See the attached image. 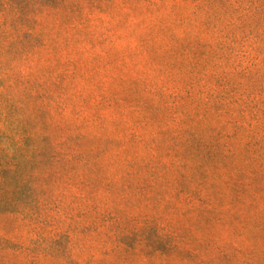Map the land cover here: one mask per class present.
I'll use <instances>...</instances> for the list:
<instances>
[{"label":"trees","instance_id":"16d2710c","mask_svg":"<svg viewBox=\"0 0 264 264\" xmlns=\"http://www.w3.org/2000/svg\"><path fill=\"white\" fill-rule=\"evenodd\" d=\"M109 11L138 24L147 21L152 32L166 38L164 46L150 43L160 61L158 71L167 74L165 79L124 78L140 92L136 105H131L136 115L131 136L137 143H149L147 156L153 160L128 159L118 177L96 157L97 150L75 149L80 141L116 139L80 130L53 142L50 133H37L27 124L14 131V114L24 107L13 92L19 91L25 100L43 96L46 101L39 113H50L47 99L61 86L48 85L49 78L40 76L48 71L40 60L68 46L77 33H90L91 24L105 21ZM66 29L70 32L59 37ZM31 62L37 63L36 68L31 69ZM76 71L60 69L57 76L76 87ZM150 85L157 101L147 92ZM167 97H172L171 105L161 104L159 99L164 102ZM117 103L109 102L110 106ZM165 109L172 122L158 125L156 135L145 140L135 125L154 124L155 113ZM0 119L11 127V132L0 127V213L13 212L51 225L54 236L67 238V250L75 254L71 229L60 227L58 218L52 216L49 222L45 218L51 206L60 211L61 199L69 195L94 211L106 226L100 244L91 245L94 251L85 258L86 264H163L174 255H184L189 264L228 262L238 247L230 243L229 251L226 242L202 237L191 243L188 225L163 217L168 204L162 199L161 214L128 213L119 221L120 215L113 213L118 206L113 198L132 203L164 190L161 185L169 164L175 166L170 184L176 182L191 209L206 216L220 211L223 202L216 195L219 187L206 184L214 167L234 164L228 186L239 199L241 194L255 195L256 190L264 193V0H0ZM66 142L74 147L61 149ZM238 147L255 159V164L250 161L251 171L230 160H235ZM170 155L175 159L168 162L164 158ZM100 188L108 194H100ZM94 228L91 223L87 230ZM10 243L0 234V247ZM59 247L57 256L63 255Z\"/></svg>","mask_w":264,"mask_h":264},{"label":"rangeland","instance_id":"374dc122","mask_svg":"<svg viewBox=\"0 0 264 264\" xmlns=\"http://www.w3.org/2000/svg\"><path fill=\"white\" fill-rule=\"evenodd\" d=\"M104 16L105 21L91 24L90 33H77L68 46L49 52L48 59L44 57L40 60L41 65L48 70L40 73V76L49 78L48 85L57 82L61 86L53 90L52 97L47 99L51 106L50 113H39V106L46 101L43 96L25 100L19 91L13 92L25 110L14 114L16 119L14 131L27 124L28 128L37 133H50L53 142L55 139L59 141L66 137L69 132L80 130L105 139H116L114 142L80 141L75 149L81 153L97 150L96 157L107 165L112 171V176L118 177L128 159L136 160L137 163L153 160L147 156L150 151L149 143L144 140L137 143L131 136V129L135 128L133 118L136 116L135 111L131 110V105H136L137 93L140 92L139 88L135 91L124 78L141 77L147 81L165 79L167 74L158 71L157 65L160 61L151 50L150 43L157 42L164 46L166 38L152 32L147 21L138 24L135 23V19H125L110 11L105 12ZM125 20V23L118 25L110 24ZM69 32L66 29L59 37ZM71 59L77 60L78 63L73 65L70 63ZM36 65V62H31V69L36 68ZM71 68L77 70L75 80L79 85L76 87H69L67 78L57 76L60 69ZM153 91V85L147 86V92L157 101V95L151 93ZM115 100H118V103L110 106L109 102L113 103ZM159 101L161 104L171 105L173 99L167 97L164 102L163 99ZM154 117H156L154 124L135 125L145 140L156 135L158 125L172 122L166 109L159 110ZM2 126L11 132V127L6 121L0 119V127ZM68 147H74V143L66 142L60 145L61 149ZM236 153L235 160H230L251 171L250 161L255 164V159L247 156V149L238 147ZM164 159L169 162L175 158L170 155ZM260 161L258 159L256 165ZM232 165L234 164L214 167L206 181V184L213 188L219 187L216 195H221L223 200L220 211L206 216L195 209L192 210L176 182L170 184L175 166L169 164L168 173L161 185L164 190L151 192L148 197H141L139 200L133 199L132 203L115 200L114 197L113 204L118 206L113 213L120 215L119 221L128 213L161 214L163 206L159 199H162V203L168 204V210L163 213V217L172 219L179 226L180 223L188 225L190 228L186 235L190 237L191 243L196 237H202L226 242L227 248H230L231 244L238 247L228 262L216 259L213 264H264V245L261 244V240L264 239V193L256 190L255 195L241 194L239 199L228 186L230 173L234 169ZM99 193L107 195L108 190L100 188ZM245 199L247 201H243ZM247 202L251 204H246ZM61 204L63 208H60V211L54 206L48 208L45 218L48 222L52 216L58 218L60 227L71 229L75 236L73 243L76 246L75 254L67 250V238L54 236V227L51 225H42L17 213L6 212L0 213V234L10 238L11 243L6 247H0V264H86L85 258L94 251L90 249L91 245L98 246L100 237L106 234L105 223L94 211L84 206L82 201L76 202L69 195L61 199ZM108 211L104 214L108 215ZM212 216L216 218L211 219ZM112 220L107 222L110 224ZM91 223L95 226L94 230H87ZM129 224L132 226L134 221H130ZM58 243L64 249L63 255L60 256L55 255V250L60 251ZM228 250L231 251V248ZM170 258L163 261V264L177 261L181 264L190 263L184 255H174L171 260ZM95 264L103 263L98 261Z\"/></svg>","mask_w":264,"mask_h":264}]
</instances>
